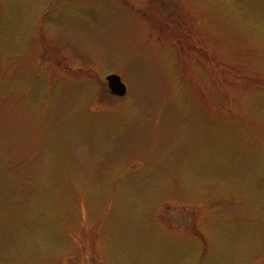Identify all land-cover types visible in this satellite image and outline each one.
<instances>
[{"label": "rangeland", "instance_id": "obj_1", "mask_svg": "<svg viewBox=\"0 0 264 264\" xmlns=\"http://www.w3.org/2000/svg\"><path fill=\"white\" fill-rule=\"evenodd\" d=\"M0 264H264V0H0Z\"/></svg>", "mask_w": 264, "mask_h": 264}, {"label": "water", "instance_id": "obj_2", "mask_svg": "<svg viewBox=\"0 0 264 264\" xmlns=\"http://www.w3.org/2000/svg\"><path fill=\"white\" fill-rule=\"evenodd\" d=\"M108 86L111 92L117 96H125L127 93L126 84L121 80L117 74H110L106 77Z\"/></svg>", "mask_w": 264, "mask_h": 264}]
</instances>
